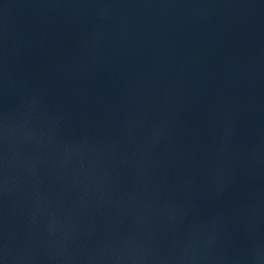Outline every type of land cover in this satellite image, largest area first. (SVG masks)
Returning <instances> with one entry per match:
<instances>
[{
	"label": "water",
	"instance_id": "1",
	"mask_svg": "<svg viewBox=\"0 0 264 264\" xmlns=\"http://www.w3.org/2000/svg\"><path fill=\"white\" fill-rule=\"evenodd\" d=\"M0 264H264V0H0Z\"/></svg>",
	"mask_w": 264,
	"mask_h": 264
}]
</instances>
